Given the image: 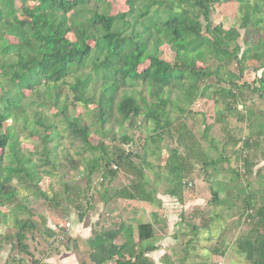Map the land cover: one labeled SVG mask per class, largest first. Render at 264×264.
Returning <instances> with one entry per match:
<instances>
[{"label": "trees", "instance_id": "trees-1", "mask_svg": "<svg viewBox=\"0 0 264 264\" xmlns=\"http://www.w3.org/2000/svg\"><path fill=\"white\" fill-rule=\"evenodd\" d=\"M5 1L0 0V224L13 220L20 250L26 251V233L36 225L29 203H14L18 191H5V187L16 179L34 190L36 197L49 199L39 182L42 176L58 168L54 148L59 140L52 142L60 132L70 139L80 161L84 160L79 175L89 181L98 175L103 184L120 171L132 172V185L122 186L116 194L143 200H147L149 189L142 165L152 147L163 141L164 134H171V110L177 108L178 116H184L190 113L189 106L195 99L208 98L215 104V123L222 121V111L238 110L236 104L240 102L245 108L242 117L249 120L253 135L264 134V110H246L244 105L246 100L253 101L254 96H264V0H235L242 27L250 24L256 32H262L255 42L247 41L244 50L239 45L240 32L236 27L223 28L210 22L212 6L227 0H127L128 9L113 15L106 12L103 0H37L30 8L22 3L23 18L9 8L4 9ZM71 11L76 16H69ZM162 45H169L174 52L172 62L159 55ZM248 60L256 61L257 70L263 69L262 73L252 82H240ZM197 61L204 66L197 67ZM232 63L236 71L229 68ZM68 77L74 79L68 83L73 92L72 105L90 101L94 105L90 110L92 116L89 110L85 116L73 114L68 111L67 99L59 104L58 94H52L51 90L67 83ZM211 78L215 80L208 82ZM92 79L101 81L98 95L88 90ZM20 83L30 88L36 99L31 96L26 100ZM136 83L143 84L153 100L145 95L137 99L130 91ZM171 93L176 98L172 99ZM174 100L183 103L176 105ZM38 104L56 106V118L43 117L41 111L31 107ZM29 108L35 117L29 131L40 140L35 159L21 154L15 131H6L4 126L11 118L15 123L21 121L26 128ZM185 126L178 122L176 130L184 154L178 147L169 148L164 164L168 175L177 174L175 182L179 186L183 175L191 172L193 160H200L193 133ZM125 127L130 134L123 133ZM210 127H204L205 134ZM92 133L99 136L97 143L91 141ZM73 167L77 168V164ZM212 201L219 202L215 190ZM4 205H9L6 211L1 209ZM239 211L240 217L246 214L251 224L257 221L263 226L264 203L254 211L252 203L243 202ZM123 231L129 237L126 234L132 228L128 225ZM137 232L134 260L130 251L134 245H124L117 252V264H149L144 255L151 246L153 225L140 223ZM234 244L246 264H264L263 229L252 227L246 236L235 238Z\"/></svg>", "mask_w": 264, "mask_h": 264}, {"label": "rangeland", "instance_id": "rangeland-1", "mask_svg": "<svg viewBox=\"0 0 264 264\" xmlns=\"http://www.w3.org/2000/svg\"><path fill=\"white\" fill-rule=\"evenodd\" d=\"M104 4L102 6L106 7V12L110 15L117 14L119 12L126 11L128 9L127 0H103ZM26 7H33L37 4V0H24V2H20L18 0H6L3 8H9L18 18H23L24 12L22 10L23 4ZM264 9V7H263ZM69 16H76L74 11L68 13ZM238 12V4L235 0H227L222 3H217L212 6L210 12V22L211 24L217 25L220 24L223 28L236 27L240 32L239 45L241 50L245 49V43L248 41L255 42L259 35L262 33L261 31L256 32L252 29L251 25L248 24L246 28L242 27L241 18ZM10 41H15V39L9 35H7ZM72 39V35L68 36ZM90 44H93L92 41H89ZM161 52L159 55L169 61H173L174 52L171 50L169 45H162L160 47ZM202 61H197V67H203L204 64ZM212 62L209 61V65ZM247 69L244 70L242 74V81L252 82L256 77H258L263 69L257 70L258 63L254 60H248ZM232 71H236L235 63H232L229 67ZM87 72L90 71V67L85 69ZM92 77L94 74L91 72ZM73 77H68L65 84H61L58 87H55L51 90L53 95L58 94V102L62 104L64 100L68 102V111L73 112V114H81V116L87 115V111L91 110L94 106L90 104V101H80L72 105L73 92L68 83L73 82ZM214 78L209 79L208 82L214 81ZM23 89V92L26 96V100L29 101L28 97H33L36 99L33 94H31V89L27 88L23 83H20ZM100 85L101 81L98 79H92L88 84V90L90 93L98 95L100 93ZM0 85V91L1 89ZM132 94L135 95L137 99H140L141 95H145L148 100H153L150 94H147V90L145 86L141 83H136L132 88H130ZM172 99L176 98L174 93L170 94ZM196 101L189 106L191 110L187 115L178 116L177 108L175 110L170 111V115L174 120L173 126L171 127V134H164L163 142L160 143L161 146L166 145L167 152L170 153L169 148L178 147L179 152L184 154V145L182 143L179 144L180 134L177 135V123L182 122L185 123L186 130H189L193 133L192 138L196 142L195 150L199 152L198 157H201L200 160L194 165L192 173L189 176L183 175L181 179V188L185 191L186 195L194 194L198 190L201 194V201L198 205H190L187 207V210L178 212L175 211L174 217L177 221V232H182L184 242L187 244L186 256L189 260L188 264H246V260L243 256L234 252V247L236 248L234 241L235 238L239 236H246L249 232L247 231L251 222H240V227L234 228V225H231L229 219L231 216L228 214V202H215L212 201V190H215V168L220 167L225 169L226 162H224L225 157L229 158L228 166H232V157L227 156L226 152L220 151L218 149L220 137L223 136L224 131L229 128L233 130L235 134H241L242 125L241 119L243 118V114L245 113V108H242V103L236 104L238 110L234 112H224L222 111L220 118L222 121L215 122L216 118L215 113V104L213 100L208 98H200L195 99ZM182 100H174V104L182 105ZM31 105V103H29ZM241 105V106H239ZM244 105L246 110L250 108H255L256 111L264 110V96L263 97H253V101L251 99L244 101ZM223 106V105H222ZM34 109H38L42 112L43 117L49 116L52 118H56L57 107L53 104L49 106H41V105H32ZM29 119L27 121L26 128L23 127L21 121L15 123L11 118L7 119L4 123L5 130L9 131L11 128L15 131V135L18 137L19 145L22 148L21 154L29 155L31 158H36V153H34L35 148L40 145V140L38 136L30 133L29 128L31 125L35 123V117L30 110L28 109ZM92 116L90 111L89 116ZM224 123L226 126L224 127ZM14 124L17 125L16 129ZM206 125H211L210 130L207 134L204 133V127ZM117 128V126H115ZM179 128V127H178ZM119 130V129H118ZM143 130V129H142ZM182 131V130H181ZM120 132V130H119ZM130 130L126 127L124 128L123 133L130 134ZM144 132V131H143ZM145 133V132H144ZM138 136V132H135L134 137ZM183 136H186L184 134ZM90 139L93 143H97L99 140V136L95 134L90 135ZM59 140V141H58ZM59 142L58 147L55 149V161L57 164V170H54L52 174L42 176L39 187L45 191L48 195L49 199H45L42 197H36L34 194V190L28 189L25 184H22L16 179L12 180V183L5 187V191L9 188L13 190H17L18 193L14 195V203L28 202L31 210V218L35 220L38 216L35 217V214H40L45 216L46 212L50 207H54L56 213L66 215L68 212H73V207L79 204V202H87L84 204L85 209H89L90 207L95 211L97 208L95 205L90 204L95 197V188L97 190L100 188L98 185L100 183L99 176L95 175L91 181L87 180L84 176L78 174V170L82 169L83 159L80 161L78 158L76 151L73 146L70 145V139L65 137V135L60 132L57 138L53 139L52 143ZM57 142V143H58ZM109 143V141H105ZM64 148V150H63ZM165 147H163V151H166ZM6 151H10V148L7 147ZM158 150V155H162L165 157L166 153ZM194 152V153H196ZM31 154V155H30ZM222 154V156H221ZM221 156V159H220ZM162 157V158H163ZM216 157V158H215ZM160 158L158 161L164 162V159ZM162 159V160H161ZM211 159H216L218 165L216 163H211ZM220 159V160H218ZM205 161V162H204ZM147 161L144 162L146 166L148 165ZM195 163V161H194ZM221 163V164H220ZM77 164V168H74L73 165ZM142 165L146 168V166ZM221 171V170H220ZM150 171L148 170V173ZM222 172V171H221ZM120 179L123 180L126 178L120 176ZM194 180L195 183L192 187L187 188V185L183 183L186 180ZM251 179L253 177L251 176ZM234 181L239 183L240 188L244 187V183H251L248 178H237ZM120 185V182L118 183ZM118 185V186H119ZM53 202L63 203L62 209L61 205H52ZM89 199V200H88ZM49 204L51 206L49 207ZM89 205V206H88ZM9 206V205H8ZM8 206L4 205L1 207L2 211H6ZM88 206V207H87ZM58 207V209L56 208ZM96 207V208H95ZM235 210V209H234ZM181 213V214H179ZM24 215L26 213H23ZM47 216V215H46ZM107 216L106 214L104 215ZM179 218V219H178ZM230 222V224H228ZM245 225V226H244ZM246 227V228H244ZM238 234L236 236L233 235V230H237ZM16 228L13 220H10L3 224H0V240L2 238L3 246L5 247L8 238L6 235L12 236V232L15 233ZM14 235V234H13ZM11 238V237H10ZM13 239V240H12ZM13 245L16 244L15 238H11ZM216 250V253H215Z\"/></svg>", "mask_w": 264, "mask_h": 264}, {"label": "crops", "instance_id": "crops-1", "mask_svg": "<svg viewBox=\"0 0 264 264\" xmlns=\"http://www.w3.org/2000/svg\"><path fill=\"white\" fill-rule=\"evenodd\" d=\"M241 125V134H235L233 130L227 128L220 141L218 140L220 143L218 149L226 152L228 157H232V166H228L230 159L225 157L227 168L220 167L222 172L219 167L217 170L215 168V191L218 194L219 204L228 202V214L231 216L229 220L234 228L240 227L238 226L241 225L240 222H243L242 224L248 222L246 214L240 217L239 206L243 202L252 203L254 211L264 203V134L253 135L252 127H249V120L246 117L241 119ZM142 142L144 143L143 140ZM160 143H156L148 152L146 159L150 161L149 166L144 164L146 168H143L149 189L147 200L128 199L116 194L122 186L132 185V172L120 171L111 180L104 181L103 184L99 183L98 190L95 188L94 202L90 203L97 207L95 211L92 210L94 206L85 209L84 204L87 201L84 200L77 204L79 207L76 205L75 208L73 207V212L63 216L56 213L54 207H50L51 204L45 216L35 214V217H38L32 220L36 227L26 233V251L20 250L16 244L13 245V239L10 240L15 238L13 232L12 236L6 235L8 241L5 247L1 238L0 264H117V252L124 245H134L130 250L133 261V255L138 249L137 226L140 223L153 225L151 246L145 250L144 255L149 264H188L189 260L185 255L187 244L183 239L185 234L177 232L178 223L173 212L185 211L191 204H200L202 193L198 190L194 194L186 195L181 186L175 182L177 174L171 175L172 177L168 175L169 169L164 167V164L169 152L166 145L161 146ZM163 147L166 151H163ZM158 150L166 153L164 154L166 156L158 155ZM160 158L164 159L163 163L158 161ZM193 161L195 163H192L191 172L186 176L192 173L198 158ZM218 162L215 165H218ZM120 176L125 177L126 180H121ZM239 177L248 178L251 183H244V187L240 188L239 183L234 181ZM189 181L195 183L194 180ZM52 203V205H61L60 207L64 209L63 203L56 202V204L53 201ZM248 212L253 210L249 209ZM105 214L110 217H105ZM64 217L70 220L71 227L65 238L60 240L59 231L55 226ZM256 222L250 224L247 231L252 227L264 230V223L261 227ZM128 225L131 226L132 231L126 234L129 237H125L123 230ZM238 230H233L234 236L238 234ZM234 252H237L235 247ZM126 257H130L128 252Z\"/></svg>", "mask_w": 264, "mask_h": 264}, {"label": "built area", "instance_id": "built-area-1", "mask_svg": "<svg viewBox=\"0 0 264 264\" xmlns=\"http://www.w3.org/2000/svg\"><path fill=\"white\" fill-rule=\"evenodd\" d=\"M239 106H241V105H239ZM130 149H132V148H130ZM113 167H115V165H113ZM99 180L101 181L102 179L99 178ZM186 185H187V187H192L193 183H192V181L187 180L186 181ZM70 227H71V223H70V220L67 217H64L61 222L56 224L55 229L57 231H59L58 237H59L60 240H63L65 238V236H66L67 232L69 231Z\"/></svg>", "mask_w": 264, "mask_h": 264}]
</instances>
